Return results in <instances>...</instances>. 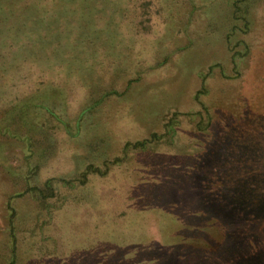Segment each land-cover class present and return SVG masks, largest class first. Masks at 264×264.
Masks as SVG:
<instances>
[{
    "label": "rangeland",
    "instance_id": "obj_1",
    "mask_svg": "<svg viewBox=\"0 0 264 264\" xmlns=\"http://www.w3.org/2000/svg\"><path fill=\"white\" fill-rule=\"evenodd\" d=\"M232 2L0 0V264H264V0Z\"/></svg>",
    "mask_w": 264,
    "mask_h": 264
},
{
    "label": "trees",
    "instance_id": "obj_2",
    "mask_svg": "<svg viewBox=\"0 0 264 264\" xmlns=\"http://www.w3.org/2000/svg\"><path fill=\"white\" fill-rule=\"evenodd\" d=\"M248 1L249 0H234V2H232V5H234V9H235V13H234L235 21L239 22V21L243 20V21L246 22L247 26H248V23H247L248 20L246 18L247 16H245V15L248 14V11H247V8L244 7L243 5L247 4ZM229 37L231 38L232 36L230 35V36L227 37L228 38V50L230 52H232V47L230 46L231 45V40H230ZM236 55H238V54H236ZM210 70H213V68H210ZM197 101H199V100H197ZM153 137H154V139L158 138V136H156V135H153ZM149 143H151L150 140H145V141H142V142H137L135 144H127L125 146V150H130V149H133V150H144ZM115 161H119V160L117 159ZM92 173H98V174L105 175L107 172H105V171L103 172V171L99 170L98 168H95L93 166H89L87 168V170L82 174L80 180H77L76 182L80 181V183L82 185H84L86 183V181H87V176L92 174ZM71 182L67 181V180H63V183L66 184V185L73 184ZM53 185H54V180H49L46 183H44L43 188H39V187L31 188V192H32V194L37 195L39 199L47 200L49 198L55 197L54 188H53L54 186ZM28 193L29 192H27V194ZM10 210L12 211V213H11L12 217H14L15 214H14L13 208H10ZM12 230H15L14 226H12Z\"/></svg>",
    "mask_w": 264,
    "mask_h": 264
}]
</instances>
